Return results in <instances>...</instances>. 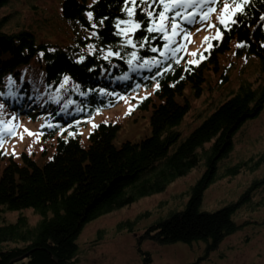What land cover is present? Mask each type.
Returning <instances> with one entry per match:
<instances>
[{
	"label": "trees",
	"instance_id": "trees-1",
	"mask_svg": "<svg viewBox=\"0 0 264 264\" xmlns=\"http://www.w3.org/2000/svg\"><path fill=\"white\" fill-rule=\"evenodd\" d=\"M15 2L20 4V0H0V99L5 108L17 110L22 116L41 115L45 123L53 125L43 129L42 136L54 140V144L41 156L44 161L25 153L19 161L0 155V161L5 163L0 174V264H76L78 241L86 225L143 198L164 194L169 186L195 170L201 175L190 187L184 209L153 222L136 235L140 264L154 261L153 251L144 247L148 242L160 246L203 242L208 257L226 238L241 231L242 226L236 222L240 210L264 193V173L257 175L264 172V149L247 159L234 161L231 157L235 136L264 113V0L244 4L243 12L234 17L235 24L225 28L216 23L223 38L213 40L208 50L198 49L197 63L188 62V55L181 51L176 54V63L171 52L160 57L159 53L138 49L140 56L155 55L162 65H171V71L156 81L145 79L154 76L156 68L129 70L125 62L133 49L121 47L123 38L115 35L116 20L127 19L121 11L123 0H62L60 21L71 28L64 34L70 41L67 45L39 39L52 18L39 11L35 0L25 2L29 16L17 9ZM225 3L233 6V0H217L212 7L218 12ZM207 7L205 4L203 10ZM89 11L94 16L91 22L86 16ZM23 15L26 19H22ZM141 15L137 8L133 19ZM93 22L95 29L91 27ZM184 27L190 33L209 29L199 17L196 23ZM93 31L97 36L92 35ZM130 35L135 41L149 34L142 27ZM163 43L158 36L149 42V48L162 49ZM89 44L95 46L94 53H89ZM233 47L237 57L246 55L258 60V75L243 81L217 105L212 104L210 115L183 139L179 127L193 101L213 83L227 80L222 62ZM101 48L120 51L124 59L104 60ZM80 56L85 59L78 63ZM125 72L129 80L117 79ZM65 76L69 77L67 82ZM157 82L154 97L140 105L141 110L150 112L149 136L117 145L120 126L109 123L100 124L87 144L81 143L82 121L118 98L99 96V89L106 87L111 93L127 95ZM137 84L141 85L138 89ZM35 110L44 114L35 115ZM60 128L65 130L61 132ZM241 175L254 178L236 201L217 211L202 210L211 185L222 178L234 180ZM24 211L39 217L35 226H30L23 216L14 223L7 222V213ZM133 224L125 221L118 227L132 231ZM200 261L198 258L192 264H201Z\"/></svg>",
	"mask_w": 264,
	"mask_h": 264
},
{
	"label": "rangeland",
	"instance_id": "rangeland-1",
	"mask_svg": "<svg viewBox=\"0 0 264 264\" xmlns=\"http://www.w3.org/2000/svg\"><path fill=\"white\" fill-rule=\"evenodd\" d=\"M61 1L35 0V5L39 11L52 18L49 27L39 33V39H47L67 45L70 44V41L68 35L64 34L70 33L71 28L60 21L59 4ZM25 2L26 0H20V4L15 2V7L29 16ZM25 15L22 19L25 18ZM204 35L214 38L216 33H204ZM200 38L202 39V37ZM195 40L198 42V35ZM229 62L231 63L227 71L229 81L222 84L218 83L213 88H209L198 100L192 116L182 125L183 139L185 138L184 132L192 127L195 122L193 117L200 110H207L211 104L217 103L230 90H235L242 81L254 79L259 70L258 61L255 58L246 59L230 56L227 63ZM151 93L152 91H144L140 95L125 98L122 103L114 107L96 112L89 121L83 120L82 122L88 123L86 126H80L82 144H87L89 133L95 128L93 124L96 126L103 123L120 125L115 139L117 145L127 141L137 142L149 136L148 112L137 107L143 96ZM0 104H3L1 99ZM13 117H15V125L17 127L19 125V129L13 140L2 145V150L5 153L12 156L16 161L21 159L23 153L36 160V157L42 156L45 150L53 149L52 140L44 139L42 135L30 136L24 131L28 129L32 133H41L44 123L41 119L20 116L15 111L5 108V105L3 109H0V120L9 121ZM263 149L264 113L256 120L248 123L235 136V145L231 157L234 161L247 159ZM1 168L2 161H0V174ZM263 173L261 170L257 175L261 177ZM200 175L201 172L195 170L169 186L164 194L143 198L130 207L106 214L86 225L78 241L80 253L76 264H140L135 249L136 235H140L141 231L153 222L167 218L172 212L183 210L189 200L190 187L195 185ZM253 178V175H241L234 180L227 178L218 180L206 191L201 206L202 210L217 211L236 201ZM21 216L25 217L32 227L39 221V217L32 211L7 213L6 220L8 223H14ZM125 221L134 223L132 231L128 230V227L126 229L118 227L119 223ZM236 222L242 226L241 231L226 238L219 249L208 257L203 242L192 245L177 243L166 246L148 242L144 247L154 253L152 264H192L198 258L201 259V264H264V193L254 198L249 206L240 210Z\"/></svg>",
	"mask_w": 264,
	"mask_h": 264
},
{
	"label": "snow or ice",
	"instance_id": "snow-or-ice-1",
	"mask_svg": "<svg viewBox=\"0 0 264 264\" xmlns=\"http://www.w3.org/2000/svg\"><path fill=\"white\" fill-rule=\"evenodd\" d=\"M96 0H94V3ZM249 0H233V6L230 8L229 4L225 3L221 10L222 14L217 17L218 25L223 27H228V25L237 23V20L234 18L237 13H242L244 8V4H247ZM217 0H123V7L121 11L126 13L127 19H117L115 23V28L117 31L115 35L121 36L123 38L121 47H130L133 49L131 52L127 54L128 58L125 61L129 70L136 69H147L148 71H152L153 68H156V74L152 77H145V79H151L156 81V78L164 73L171 71L170 64H163L160 59H158L155 55L145 58L138 54V49H147L151 53H159L160 57H167L169 52H171L173 59L176 63H179V57L176 55L179 51H183V45L179 44L176 40L177 37H189L190 30L184 25H191L197 22V17H199V21L201 23H206L208 28L216 27V39L220 38L221 32L220 27L217 25H213L210 22V15L214 11L212 5H215ZM207 4V10H203V6ZM200 8V11H196V8ZM139 8L142 15L138 20L133 19L136 16V9ZM193 9L192 11H188V9ZM158 9V10H157ZM88 20L91 22L94 20L93 12L89 11L86 13ZM107 19L102 18L100 20V24L103 25L104 20ZM261 20H264V16L261 17ZM123 26V27H122ZM91 27L95 29L97 27L96 23L93 22ZM143 27V31L147 32L149 35H142L137 40H133L131 38V33L140 30ZM200 29H197L199 31ZM155 33L156 35H152ZM93 36H97V33L93 31ZM162 37L164 40L162 49L157 47H150L149 42L151 40H155L157 37ZM211 38L205 37L204 42L207 43ZM190 42V41H189ZM174 44H177V47H173ZM238 47L241 45H237ZM89 53H94L96 48L94 45H88ZM101 58L104 60H109L111 57H118L120 59H124L120 51H114L112 48H108L105 50L101 48L100 50ZM193 56H197V53H192ZM85 59L84 56H80L77 60L78 63L83 62ZM192 63H195L193 61ZM161 67L163 71H161ZM119 80H129L128 73L125 72L123 76L117 77ZM69 80L68 76L64 77V82ZM9 82H11V78H9ZM141 85L137 84L135 87L138 89ZM61 88L64 87V83L62 82L60 85ZM156 88H159V83L155 84ZM59 91V89H58ZM101 95L105 94V89H99ZM84 95V93H81ZM107 95H117L119 99H125L124 96L120 94L107 93ZM57 103L59 101H56ZM71 103V102H69ZM4 105L0 104V109H3ZM99 112V109H97ZM15 117L9 121L0 120V146L4 143V135L7 134L9 136H16L17 134V126L14 123ZM42 127H53V125H43ZM93 127L96 125L93 124ZM61 132L65 129L60 128ZM28 133V135H42V133H32L28 129L24 130ZM68 135H73L72 132H68ZM23 137L21 136V139Z\"/></svg>",
	"mask_w": 264,
	"mask_h": 264
},
{
	"label": "bare ground",
	"instance_id": "bare-ground-1",
	"mask_svg": "<svg viewBox=\"0 0 264 264\" xmlns=\"http://www.w3.org/2000/svg\"><path fill=\"white\" fill-rule=\"evenodd\" d=\"M43 158L40 156V157H36V160L37 161H44V159L42 160Z\"/></svg>",
	"mask_w": 264,
	"mask_h": 264
}]
</instances>
